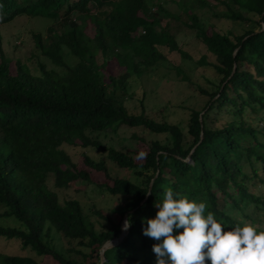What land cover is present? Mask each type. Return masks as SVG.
Returning a JSON list of instances; mask_svg holds the SVG:
<instances>
[{"label": "trees", "instance_id": "1", "mask_svg": "<svg viewBox=\"0 0 264 264\" xmlns=\"http://www.w3.org/2000/svg\"><path fill=\"white\" fill-rule=\"evenodd\" d=\"M192 8L247 27L207 28ZM22 17L39 22L32 38L53 67L36 57L32 68L0 44V219L16 222L0 224V239L18 241L25 251L0 253V264H87L94 252L99 263V246L120 234L125 215L128 233L106 251L104 264H156L151 249L158 241L143 229L167 189L174 198L203 202L224 230L247 223L264 231V0H190L180 13L148 0H0V42L2 28ZM165 17L194 31L214 57L204 54L198 63L218 75L212 91L198 87L207 99L190 109L186 132L148 116L143 98L138 112L126 104L134 97L133 76L167 60L168 52L188 57ZM121 126L167 138L150 141L137 161L88 133ZM66 145L104 152L139 181L114 177L106 160L83 153V163L106 179L95 181ZM81 183L124 198L110 214L92 209L109 226L96 228L78 198L60 200L59 190ZM54 234L70 244L68 255L55 248Z\"/></svg>", "mask_w": 264, "mask_h": 264}, {"label": "rangeland", "instance_id": "2", "mask_svg": "<svg viewBox=\"0 0 264 264\" xmlns=\"http://www.w3.org/2000/svg\"><path fill=\"white\" fill-rule=\"evenodd\" d=\"M150 5L154 8L158 4H162L166 9L180 13L184 6L189 5L190 0H148ZM180 1V5L177 4ZM191 12L195 11L199 16L201 23L207 28L211 27L216 31L233 30L241 32L247 25L232 22L227 19H218L211 16L207 9L192 8ZM164 25L176 36L179 46L188 53L187 56H182L177 52H168L167 60L160 61L157 65L146 69L142 77H132L130 82V93L134 95L132 99L126 100V104L133 112L140 111L137 99L143 98L146 106V113L151 118L162 121L166 120L172 124H178L184 132L188 129V121L190 118V109L202 108L205 104L207 96L200 94L198 87L207 89L209 92L214 89L211 81L218 80V75L212 67L200 65L198 60L202 55H207L209 60H214V57L207 52V49L202 42L195 36L193 30L183 26L169 17L163 18ZM39 22L31 17H22L10 24L5 25L3 29V50L12 59L21 58L29 66L34 68L36 57L43 63L47 64L48 68L53 66L47 58L42 56L36 50L35 42L32 38V32L37 31ZM66 60L73 64V59L67 56ZM183 70L189 81L184 80L182 75L177 73L176 68ZM115 72L117 70L113 68ZM122 71V69H121ZM89 135L98 139L106 147H113L117 150L131 153L137 161H141L146 153L147 146L152 140L166 141V134L151 133L143 127L129 128L121 126L117 129L108 128L102 132H88ZM66 150L72 155L73 159L80 167H87L82 160V154L87 153L94 159H104L107 161L109 171L114 177L129 178L133 181H139L131 169L119 168L115 163L107 159L106 153L96 150L93 147L82 148L80 146H65ZM143 153V156L140 154ZM92 171L95 181H106L105 176L101 172ZM50 185L52 182L50 181ZM59 198L61 201L69 198H78L85 207L88 215L95 222L96 228H100L101 224L104 227L109 226L106 220H101L97 215L92 213V209H100L111 213L110 209L124 201L120 196H111L102 193L98 188L92 184H78L76 187L59 190ZM100 221L102 223H100ZM14 218H1V225H14ZM55 248L68 255L67 248L69 243L60 235L54 234ZM0 253L8 254H25L18 241L0 239ZM97 261L95 252L92 259L87 264ZM44 264H56L52 260H46Z\"/></svg>", "mask_w": 264, "mask_h": 264}, {"label": "clouds", "instance_id": "3", "mask_svg": "<svg viewBox=\"0 0 264 264\" xmlns=\"http://www.w3.org/2000/svg\"><path fill=\"white\" fill-rule=\"evenodd\" d=\"M155 207L158 210L146 220L143 235L158 241L151 249L156 264H264V231L254 225L224 230L211 212L205 213L203 202L178 194L174 198L171 189L164 191ZM129 226L126 219L122 230Z\"/></svg>", "mask_w": 264, "mask_h": 264}, {"label": "water", "instance_id": "4", "mask_svg": "<svg viewBox=\"0 0 264 264\" xmlns=\"http://www.w3.org/2000/svg\"><path fill=\"white\" fill-rule=\"evenodd\" d=\"M186 160L188 161V160H189V157H188ZM126 219H127V216L125 215V216H124V219H123V221H122V223H121V232H120V234H119L118 236H116V237L110 239V240L105 241L104 243H102V244L99 246V250H101V257H100V259H99V264H104L105 261L107 260V258H106V254H105L106 251H107L108 249H111V248H113L114 246L120 244V243L123 241V239L125 238V236L127 235V233H128V228H127L126 230H122V225H123V223H124V221H125Z\"/></svg>", "mask_w": 264, "mask_h": 264}]
</instances>
